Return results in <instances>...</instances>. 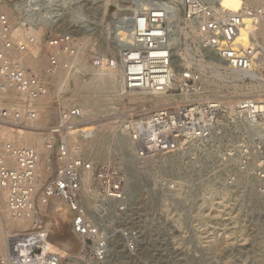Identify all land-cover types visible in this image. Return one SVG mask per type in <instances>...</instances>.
<instances>
[{"label": "built area", "instance_id": "1", "mask_svg": "<svg viewBox=\"0 0 264 264\" xmlns=\"http://www.w3.org/2000/svg\"><path fill=\"white\" fill-rule=\"evenodd\" d=\"M45 2L16 0L14 7L20 15L26 16L40 10ZM136 2L145 5L133 13L120 12L115 21L122 23L116 27L123 28L124 34L119 31L113 34L126 97L134 91L173 90L172 86L167 89L171 77L170 59L184 21L197 29L196 43L206 55L216 58L229 71L245 74L244 80H251L257 62L264 59V42L256 37L254 29L248 30L246 43L237 40L244 16L253 21L264 17V0L262 5L249 12L246 8L235 12L215 8L210 0ZM169 21L172 23L168 24ZM72 40L70 34H63L47 42L50 46L63 45L65 50L73 53ZM27 41L33 43L34 39L31 37ZM27 46L12 36V24L0 9V87L11 84L21 96L20 106L1 112L0 120L11 128L27 127L36 121L38 113L33 101L47 91V81L24 63ZM57 64L54 55H50L45 71L49 73ZM261 73L264 76V65ZM181 78L180 93L174 94L168 102L156 105L146 100L125 102L122 109L109 116L118 133L130 139L135 157L143 159L160 152H175L185 141L207 139L226 114L243 118L250 125L258 126L264 122V97L232 96L233 112L229 113L227 99L206 92L190 70H182ZM190 79L195 83L191 84ZM151 106L152 109L148 108ZM87 121L78 106H68L59 109L41 131L49 151L46 165L51 174L47 180L41 181L36 173L38 155L34 148L17 147L10 142L0 144V189L11 192V211L16 216L40 215L38 193L43 203L52 197L62 198L72 214V233L91 242L88 246L94 247L96 257H100V252H104V241L112 237V225L107 224H112V208L116 215L123 213L128 198L118 185L113 184L111 164L105 166L86 160L82 148L69 145L70 140L84 137L81 128ZM10 159L16 160L19 168H12ZM84 171H89L95 181V186L90 184L89 187L94 199L93 212L80 200ZM49 236L44 223L34 220L32 229L10 238L4 255H0V264H61L64 256L48 248L46 240Z\"/></svg>", "mask_w": 264, "mask_h": 264}, {"label": "rangeland", "instance_id": "2", "mask_svg": "<svg viewBox=\"0 0 264 264\" xmlns=\"http://www.w3.org/2000/svg\"><path fill=\"white\" fill-rule=\"evenodd\" d=\"M15 2L0 0V7L5 3L16 13L14 23L42 21L45 27L53 28L44 29L42 44L50 38L70 34L78 43L84 42L83 54L92 57L97 66H107L97 60L105 54L107 62L117 71L119 60L113 34L117 31L116 25L122 21L116 22L115 18L120 12L133 13L135 8L144 6L136 0H46L40 10L22 16L15 9ZM15 38L19 39L18 36ZM183 38L176 42L179 59L174 70L179 67L181 71L210 74L205 54L197 50L190 39ZM46 68L44 65L42 72ZM217 81L220 90L206 92L215 96L242 95L227 90V85L232 83L230 79L221 77ZM190 82L195 83V80L190 79ZM200 83L205 88L201 80ZM177 84L172 85L173 90L168 94L180 93V84ZM50 87L51 95L42 107L48 117L40 123L43 126L53 120L59 109L79 107L77 101L68 98L65 90L53 89L52 83ZM81 91L87 94V89ZM100 91L95 89L97 93ZM256 94H264V90ZM136 100L139 99L118 98L108 93L105 106L119 111L124 102ZM146 101L155 102L151 97ZM17 102L16 98L7 107H13ZM2 108L5 107L0 105ZM107 113L96 115L94 120L87 117L90 124L83 127L82 132L97 128L96 121L110 120ZM109 130L112 143L104 140L94 151L80 145L86 160L112 165L113 184L118 185L128 198L126 209L116 215L112 208V224L107 223L112 225V237L107 240L105 258L95 260V250L89 248L86 251L89 256L84 260L82 253L74 249L76 244L70 247L61 243L68 233L76 239L71 232L70 210L66 207L69 221L64 230L43 208L52 240L64 249L61 264H264V182H257L258 178L264 179V122L258 126L250 125L243 118L226 114L207 139L188 140L175 152H161L143 159L132 155L131 145L130 150L119 148V138L125 136L118 133L113 123ZM10 143L15 145L14 141ZM238 181L242 184L236 188L234 184ZM90 184L95 186V181ZM83 186L87 189L86 184ZM88 244L92 245L89 241Z\"/></svg>", "mask_w": 264, "mask_h": 264}, {"label": "bare ground", "instance_id": "3", "mask_svg": "<svg viewBox=\"0 0 264 264\" xmlns=\"http://www.w3.org/2000/svg\"><path fill=\"white\" fill-rule=\"evenodd\" d=\"M172 1L173 0H171V2ZM210 3L215 8L222 7L223 9L229 12H235L240 10L241 8H246V12H249L250 10L257 8L259 5H262L263 0H210ZM138 4L145 5L144 2ZM0 8L3 9V12L7 15V17L9 18L12 24V36L13 37L18 36L19 39L16 38L18 41L19 40L24 41V43L28 44L27 51L23 54L25 65L30 67L33 71H36V74L41 78L45 79L46 81L47 79H49V82H47L46 93L43 96L33 101V107L38 113V117L36 121H34L32 125H29L27 127L11 128L6 122L0 120V139H1L0 144L5 145L8 142L14 141L15 143L14 146L17 147L24 146V147L34 148L37 151V155H38L35 166L36 173L40 175L41 181L47 180L49 175L51 174V171L47 168L46 165L49 151L46 149L45 137L43 133H41V131L45 127H47L48 124L43 126L40 125V123H43L48 119L47 113L45 110H42V107L44 104V100L50 97L51 95V91L50 92L48 91V88L49 89L51 88L50 87L51 83L53 89L65 90L66 93L68 94V98H70L72 101L78 102L79 108L81 109L82 113L85 114L86 118L89 117V119L94 120L97 117L96 115L98 114H101L103 112L107 113L109 111L107 114H109L110 116L112 114V111L114 112L116 110L115 107L113 108L112 106H110V108L108 109V107L105 106L106 105L105 98L108 93L111 94L113 93L118 98H120L121 96L127 98L126 91L124 88L122 73L120 68L119 71H117L116 67L113 64H109L107 62L105 54L102 57L100 55L99 59H100V64L101 62H104L107 64V66L104 67H102L101 65L97 66L96 62L92 60L93 59L92 57L85 56L83 54L82 51H83L84 42L81 43L79 41L80 43H78L77 40H72L73 44L76 43V50L73 53H71L69 50H65L63 45L50 46L48 42H46L45 45L42 44L41 36L42 33L44 32V29L47 28L45 27L42 21L33 24H29L26 22H18V21L17 23H14L15 17L17 16L16 13H14L12 9L8 8L5 3L2 4ZM137 10L140 9L135 8L133 12ZM171 23H172L171 21L168 22V24ZM182 25L183 26H181V28H179L178 30V35L175 38L174 47L171 54V59H170L171 77L169 79L167 89H169L170 86L172 85L175 86L177 83H179L181 86L183 84V80L181 78V68L178 67L177 71L174 70V65L179 59L178 55L176 54L179 45L176 42H178L180 38L182 39V37H184L183 39L186 40L190 39L189 41H192L196 45L197 50L205 54V52L196 43L198 36L197 29L192 27L189 23L185 21ZM58 27H60V25ZM251 28L254 29L256 37H258L262 42H264V17L262 19H256L253 21L249 16H244L242 21V27L240 29V32L238 33L237 40L246 43L247 32ZM47 29L53 30L52 27L51 28L48 27ZM117 31H119L120 34H124V29L119 28V26L117 28ZM31 37L34 39L33 43H29V41H27ZM43 45L46 48H44ZM51 53H53L52 55H54V57L56 58L58 62L57 64L58 67L56 65L57 69L56 67L54 69L52 68L53 70L56 69V71L52 73H47V71L45 70L44 73L42 72L41 69L42 67H44V65L48 66L49 55H51ZM206 56L208 58V61L206 62V66L210 67L211 69V71L209 72L210 74L207 75L203 72H199L198 74L192 73V76L196 77L197 79H200L206 85L204 88L205 91H209L212 93L218 92L221 86L219 85L217 78L225 77L228 78V80L230 79V82H232L231 84L227 85V90L240 92L242 94V95H235L234 97L244 96V95L255 96V97L258 96V98L264 97V94H261L263 95V97L261 95L256 94L261 90H264V76H262V73L260 71L262 65H264V59H261L259 62H257L255 74L251 76V80H248V82H246V80L244 81L243 79L245 74L243 75L239 72L235 73L229 71L225 69L216 58L211 56L209 57L208 55ZM188 74L191 75L190 72ZM96 88H99L101 91L99 93L95 92ZM83 89L84 90L87 89L86 91L87 94L82 93L81 90ZM139 94L142 95L139 96ZM130 95L131 96H128V98H136L144 101L147 100V98L151 97L153 100H155L154 104L152 105H156L159 102H163V103L168 102L169 99L175 97L172 94H168L167 90L155 91V92L134 91ZM222 96H224L227 99V105L230 108L229 113H232L233 112L232 96L230 95H222ZM16 98L18 99V102L16 104H13V106H20L21 96L20 94H18V92L11 84H7V86L4 88L0 87V105H3L5 107L2 109L10 110L12 106L9 107L7 106L10 104L12 100ZM148 108L152 109L153 106ZM148 108L146 107V109ZM2 109H0V118H1ZM89 119L85 124L82 125L81 130L83 129V127H86L90 124ZM96 123L99 124L97 128L92 130H84L83 132L84 137H82L80 142H79V138H74L73 140H70L69 145L78 148H81V145H83L84 147L86 146L90 150L94 151L96 149V146L98 147L101 143L104 142V140H107L108 142L111 141L112 143V135H110L109 128L112 126L113 122L111 120H105V121H96ZM21 129L25 131H19ZM124 136L125 137L119 138V143H118L119 148L122 149L123 147L129 150L131 148L133 149L130 139L126 135ZM40 139H42V142ZM129 145H131V148ZM108 147L109 146H107L106 149H108ZM132 155H134L135 157L134 150ZM91 161L94 162L95 160H91ZM9 165L12 166V168L13 167L19 168L20 166L17 163V161L14 159H10ZM92 180L93 178L91 176V173L89 171H84L82 175L81 200L82 203H84V205H86V207L89 209V211H93L95 207L93 194L89 191L90 183ZM247 180L249 181V179ZM262 181L264 182L263 178L257 179V182L261 183ZM240 183L241 181L240 182L238 181L234 184V186H236V188H239ZM84 184H86L87 189L84 188L83 186ZM249 185L252 186L253 183L249 182ZM10 197H11V192L8 189L5 188L0 189V255H4V252L7 248L10 238L14 237L17 234L32 229L33 221L38 219L42 223H44L45 227L50 233V236L46 240L48 244V248L50 250L60 253L61 257L64 256L65 255L64 249L61 246L58 247L57 246L58 244H56L52 240L51 227L48 224L45 215L43 214L44 213L43 208L45 209L44 211L51 214L53 217H55L58 220V222L60 223V227L62 229L66 230L69 221V214H68V210L66 209V207L68 208V206L65 203V201L60 197H52L47 203H43V201L41 200V195L40 193H38L37 205L39 207L40 215L37 216L33 213H30L29 215L25 214L21 216H16L13 215L11 211L12 209L10 205ZM73 236L76 237V239L70 237L69 233L65 234L64 240H61V243L70 247H73V245L75 246L76 244V247L74 249L76 250L77 253L81 252L82 254L80 255H82L83 259L85 260V258L89 256L87 255L86 251H88L90 246H88L85 237H77L74 234ZM107 240L104 241L102 246V248H104V252H100V254H102L100 257L99 256L94 257L95 260L105 258L107 252V245H108Z\"/></svg>", "mask_w": 264, "mask_h": 264}]
</instances>
